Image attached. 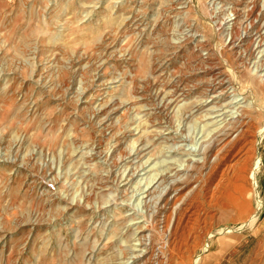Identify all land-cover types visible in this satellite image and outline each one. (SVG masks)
<instances>
[{
  "label": "rangeland",
  "instance_id": "obj_1",
  "mask_svg": "<svg viewBox=\"0 0 264 264\" xmlns=\"http://www.w3.org/2000/svg\"><path fill=\"white\" fill-rule=\"evenodd\" d=\"M263 35L264 0H0V264H264V134L206 150L264 124Z\"/></svg>",
  "mask_w": 264,
  "mask_h": 264
},
{
  "label": "bare ground",
  "instance_id": "obj_2",
  "mask_svg": "<svg viewBox=\"0 0 264 264\" xmlns=\"http://www.w3.org/2000/svg\"><path fill=\"white\" fill-rule=\"evenodd\" d=\"M229 13V12H228ZM262 14V13H261ZM260 14V15H261ZM249 19L247 20V25H246V35L248 36L249 34H251L252 30H258V17L257 16H252V11L247 12V14ZM234 26V25H233ZM263 26V25H261ZM232 28V27H231ZM249 28V29H248ZM231 30V29H230ZM235 32V31H234ZM254 33V32H253ZM261 33V32H260ZM239 34V33H238ZM233 35V33H232ZM256 37H258V32L256 31L255 33ZM238 36V35H236ZM264 36V35H263ZM230 38H232V36H229ZM255 37V36H254ZM234 38V37H233ZM259 38V37H258ZM258 38H246V40L248 41V44H246V53L245 56L250 55L253 50L255 49V45L257 46ZM263 38V37H262ZM245 40V41H246ZM262 41V40H260ZM245 45V44H244ZM244 47V46H243ZM257 48V47H256ZM244 49V48H243ZM242 51V50H241ZM244 51V50H243ZM255 52V51H254ZM255 54V53H254ZM244 55V54H243ZM253 55V54H251ZM250 55V57H251ZM254 56V55H253ZM244 57V56H243ZM250 59V58H249ZM241 61V60H240ZM245 62V61H244ZM263 63V62H262ZM243 64V62H242ZM247 65V64H246ZM245 67V65L243 66ZM246 69V67L244 68ZM251 72V71H249ZM264 75V74H263ZM249 76V75H248ZM264 77V76H263ZM251 78V77H248ZM262 78V77H261ZM250 80V79H249ZM248 80V81H249ZM255 80V77H254ZM262 81H264V78H262ZM259 83V82H258ZM251 85V84H250ZM256 85V84H255ZM252 86V85H251ZM264 86V85H263ZM256 88V86H254ZM248 88V87H247ZM246 88V89H247ZM253 88V86H252ZM264 88V87H263ZM224 89V88H223ZM214 90V89H213ZM258 90V89H257ZM264 90V89H263ZM222 91V90H221ZM263 92V91H262ZM264 94V93H262ZM244 110L239 111V113L234 117L231 118L230 120H228L221 129H219L212 137L211 140L208 142V146H207V153L209 154H213L214 156H218L220 157L219 160L222 161L228 168H232L235 164H237L243 157H245V155H247L248 151L251 150L248 149L247 145L250 144L251 142L249 140V138L251 136H254L256 133H259L258 135H263L264 134V124L259 128V130L257 131V128L255 126V124H253L251 122V119H246L243 115ZM248 116V115H247ZM248 118V117H247ZM244 151V153H243ZM240 152H242V155H240ZM209 154V155H210ZM212 156V155H211ZM243 156V157H242ZM205 157V156H204ZM219 162V161H218ZM226 162H231V164H226ZM259 165V161L257 160L256 166L258 167ZM219 185V183H217ZM217 185V186H218ZM233 186H236L234 184H232ZM223 189V188H222ZM175 189H173L174 191ZM219 191V190H218ZM219 193V192H218ZM220 197L221 200L223 199V202L221 204H224V201H230L231 200V193L229 191L226 190H220ZM178 196V195H177ZM172 197V196H171ZM176 197V196H175ZM258 197V196H257ZM168 198V197H167ZM212 198L215 199V201L218 203L219 200L218 198L212 194ZM170 199V196H169ZM164 201V200H163ZM173 201H175V198L173 199ZM178 201V200H177ZM173 204V203H172ZM163 207V206H162ZM172 207V206H171ZM175 208V206H174ZM164 209V208H163ZM173 210V209H171ZM178 213V211H176ZM183 212V210H182ZM162 213V212H161ZM175 213V211H174ZM164 214V213H163ZM176 214V213H175ZM180 214V213H178ZM177 214V215H178ZM183 214V213H182ZM180 214V215H182ZM176 215V216H177ZM174 215H170L169 213L166 214V216H164L163 219V225L165 226V228L170 226V222L171 219ZM257 215L254 214L253 218H255ZM163 217V216H162ZM183 217V216H182ZM176 218V219H175ZM174 220H179L180 217H175ZM180 221V220H179ZM162 225V226H163ZM172 226V225H171ZM179 222L175 221L174 222V229H173V234H177V229H178ZM171 228V227H170ZM172 239V238H171ZM170 242L173 244V242ZM173 240V239H172ZM168 241V240H167ZM178 243V242H177ZM169 244V243H168ZM175 244V243H174ZM176 245V244H175ZM177 246V245H176ZM175 247V246H174ZM178 247V246H177ZM176 248V247H175Z\"/></svg>",
  "mask_w": 264,
  "mask_h": 264
}]
</instances>
